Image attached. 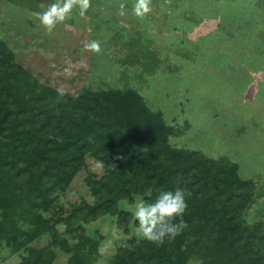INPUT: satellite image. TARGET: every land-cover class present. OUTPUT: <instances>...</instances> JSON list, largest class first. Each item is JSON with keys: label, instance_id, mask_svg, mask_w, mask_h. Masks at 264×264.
<instances>
[{"label": "rangeland", "instance_id": "obj_1", "mask_svg": "<svg viewBox=\"0 0 264 264\" xmlns=\"http://www.w3.org/2000/svg\"><path fill=\"white\" fill-rule=\"evenodd\" d=\"M53 2L0 0V39L17 63L69 96L137 91L174 127L173 146L238 164L241 178L254 185L248 221L264 225V0H151L143 16L133 10L137 0H91L83 16L76 8L48 33L35 13ZM92 40L99 53L84 48ZM103 174L101 162L88 154L68 188L54 193L53 209L43 213L53 228L20 249L19 226L2 234L0 210V264H19L54 239L73 245L83 236L99 244L95 264H111L120 247L144 239L128 211L144 195L118 202L126 220L113 213L84 219L86 208L93 218L101 203L89 179ZM55 252L52 264H69L70 253L60 246Z\"/></svg>", "mask_w": 264, "mask_h": 264}, {"label": "trees", "instance_id": "obj_2", "mask_svg": "<svg viewBox=\"0 0 264 264\" xmlns=\"http://www.w3.org/2000/svg\"><path fill=\"white\" fill-rule=\"evenodd\" d=\"M174 131L132 89L59 95L19 65L0 39L1 233L19 226L20 249L50 231L54 224L43 213L53 209L54 193L68 188L90 154L104 174L89 179L101 203L93 218L85 209L86 221L106 213L128 219L118 202L135 194L151 203L161 190L179 186L191 193L183 216L188 227L180 235L163 245L132 239L111 264H264V225L246 216L253 183L241 178L230 158L173 146ZM57 246L70 253L69 264H95L99 251L88 237L73 245L54 239L31 249L19 264H52Z\"/></svg>", "mask_w": 264, "mask_h": 264}, {"label": "clouds", "instance_id": "obj_3", "mask_svg": "<svg viewBox=\"0 0 264 264\" xmlns=\"http://www.w3.org/2000/svg\"><path fill=\"white\" fill-rule=\"evenodd\" d=\"M150 2L137 0L133 9L135 14L143 16L150 12ZM90 6L91 0H55L45 10L35 13V16L45 30L51 33L58 23L71 17L74 9L78 8L79 14L83 16ZM120 7L123 15L124 5ZM84 48L96 53L101 51L99 42L95 40L85 43ZM57 91L59 95H64L60 89ZM190 195L188 190L177 186L174 191L161 190L154 202L148 203L143 198L137 200L134 207L128 209L138 222L137 234L157 245H163L165 239H175L188 227L183 216L188 206L186 197ZM102 264H107V260Z\"/></svg>", "mask_w": 264, "mask_h": 264}]
</instances>
